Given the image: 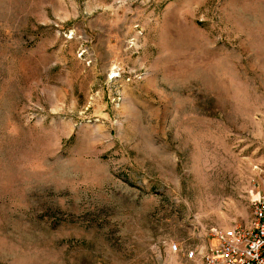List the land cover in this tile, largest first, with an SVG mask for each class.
Instances as JSON below:
<instances>
[{
	"label": "rangeland",
	"instance_id": "1",
	"mask_svg": "<svg viewBox=\"0 0 264 264\" xmlns=\"http://www.w3.org/2000/svg\"><path fill=\"white\" fill-rule=\"evenodd\" d=\"M253 182L264 0H0V264H202Z\"/></svg>",
	"mask_w": 264,
	"mask_h": 264
},
{
	"label": "built area",
	"instance_id": "2",
	"mask_svg": "<svg viewBox=\"0 0 264 264\" xmlns=\"http://www.w3.org/2000/svg\"><path fill=\"white\" fill-rule=\"evenodd\" d=\"M250 204L248 225L233 224L209 233L206 247L190 250L186 257H199L202 264H264V182H253Z\"/></svg>",
	"mask_w": 264,
	"mask_h": 264
}]
</instances>
